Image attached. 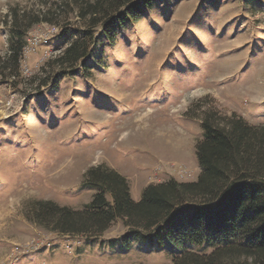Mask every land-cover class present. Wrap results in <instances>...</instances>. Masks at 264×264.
Here are the masks:
<instances>
[{"label": "rangeland", "instance_id": "1", "mask_svg": "<svg viewBox=\"0 0 264 264\" xmlns=\"http://www.w3.org/2000/svg\"><path fill=\"white\" fill-rule=\"evenodd\" d=\"M11 12L29 18L20 29L49 23L28 29L20 77H0V264H172L156 245L121 249L119 220L100 235H68L31 211L37 202L81 210L96 193L85 175L98 166L124 177L134 201L149 185L194 182L209 108L264 124V0H155L59 76L48 61L87 27L77 7L0 0L1 58Z\"/></svg>", "mask_w": 264, "mask_h": 264}, {"label": "trees", "instance_id": "2", "mask_svg": "<svg viewBox=\"0 0 264 264\" xmlns=\"http://www.w3.org/2000/svg\"><path fill=\"white\" fill-rule=\"evenodd\" d=\"M154 1L69 0L87 27L48 61L57 69L55 76L93 59L103 38L113 43L115 29L133 22ZM10 14L11 41L8 55L0 57V77L18 79L28 29L49 22H27L20 29V20L29 18ZM201 131L195 146L201 171L194 182L149 185L134 201L124 177L98 166L85 175L83 185L96 193L81 210L37 202L31 219L55 233L83 236L100 235L119 220L127 229L121 249L156 245L170 252L172 264H264V124L250 125L236 114L209 108Z\"/></svg>", "mask_w": 264, "mask_h": 264}]
</instances>
